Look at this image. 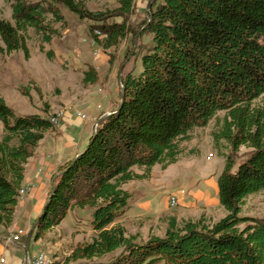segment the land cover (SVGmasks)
<instances>
[{
  "label": "trees",
  "instance_id": "obj_1",
  "mask_svg": "<svg viewBox=\"0 0 264 264\" xmlns=\"http://www.w3.org/2000/svg\"><path fill=\"white\" fill-rule=\"evenodd\" d=\"M6 1L13 21L0 18V55H28L31 30L50 43L60 34L55 24L67 22L62 7L98 21L95 36H104L106 49L116 46L132 33L137 0H117L111 14L89 9L85 0ZM144 25L151 40L141 69L121 77L118 104L101 117L84 149L59 167L33 237L60 225L71 209L90 207L95 235L68 261L118 252L93 264H264V217L242 210L250 195L264 191V0H155ZM97 80L91 66L84 82ZM214 118L215 145L226 159L218 186L227 214L213 223L173 218L163 236L145 240L128 234L116 223L132 198L124 184L150 177L155 165L176 163L182 143ZM0 119V224L10 226L26 164L56 125L48 116L17 113L1 94ZM242 146L251 151L237 163L232 153Z\"/></svg>",
  "mask_w": 264,
  "mask_h": 264
},
{
  "label": "rangeland",
  "instance_id": "obj_2",
  "mask_svg": "<svg viewBox=\"0 0 264 264\" xmlns=\"http://www.w3.org/2000/svg\"><path fill=\"white\" fill-rule=\"evenodd\" d=\"M153 1L135 2L129 17L132 33L108 49L101 42L104 36L97 38L92 29L100 24L98 21L80 18L62 7L67 22L55 24L60 34L50 43L43 42L42 36L31 30L27 42L28 55L23 50L0 55V94L19 114L38 113L50 118L59 111H67L78 117L76 112L81 111L87 115L84 121L89 122L88 118L97 115V123L107 114L111 100H115L114 107L120 101V77L129 71L138 72L141 69V54L151 40V34L145 31L144 21L148 18ZM85 2L89 9L107 11L109 14L114 13L113 10L119 5L117 0ZM0 18L13 21L11 2L0 0ZM116 18L121 19L110 16L109 20ZM48 52H52L53 57ZM91 66L96 68L98 80L85 83V71ZM218 115L221 117L223 112ZM65 123L70 127L69 122ZM217 123L214 118L206 126L195 128L191 138L182 143L183 153L176 163L167 168L155 165L150 177L124 184L132 198L128 209L116 223L124 226L128 234L138 235L139 239L145 240L150 235L163 236L173 218L179 224L200 218L213 223L227 214L219 200L218 179L226 159L219 154L215 145ZM83 130L82 137L88 141L90 130L91 133L93 130L89 126ZM3 131L4 125L0 119V137ZM56 135L59 137V132ZM47 138V142H54L52 135L48 134ZM57 140L63 147L62 139L59 137ZM225 151L231 152L230 149ZM250 151L251 148L242 146L232 155L240 163ZM172 196L179 200L176 207L170 206ZM242 210L245 215L264 217V191L250 195ZM93 211L90 207L71 209L60 225L45 232L37 243L33 239L30 256L42 250L51 264L56 261L61 264H93L117 255L118 252H115L100 259L68 261L79 244L93 239ZM24 216L25 213L21 215L22 218ZM28 264H31L29 260Z\"/></svg>",
  "mask_w": 264,
  "mask_h": 264
},
{
  "label": "crops",
  "instance_id": "obj_3",
  "mask_svg": "<svg viewBox=\"0 0 264 264\" xmlns=\"http://www.w3.org/2000/svg\"><path fill=\"white\" fill-rule=\"evenodd\" d=\"M114 105L115 100L114 102L111 100L109 109L106 110L107 114L112 111ZM88 119L89 122L76 117L71 112L66 113L55 129L46 132L45 137L36 148L35 154L27 162L23 187H30V189L26 196L19 198L12 225L0 224V264H28L26 244L28 234L33 228V220L44 207L59 167L72 160L88 143L87 139L82 137V131L85 126H89L93 130L97 115ZM65 122H69L70 127ZM58 132L62 139L61 142L63 141V147L57 140ZM48 134L54 137L52 144L50 141L47 142ZM24 213L25 216L22 218L21 215ZM19 229H23L25 235L20 240H15L13 237ZM33 239L32 236L28 245L29 256L32 245L38 242L35 239V242L32 243Z\"/></svg>",
  "mask_w": 264,
  "mask_h": 264
},
{
  "label": "built area",
  "instance_id": "obj_4",
  "mask_svg": "<svg viewBox=\"0 0 264 264\" xmlns=\"http://www.w3.org/2000/svg\"><path fill=\"white\" fill-rule=\"evenodd\" d=\"M99 31H101V30H99ZM98 107L102 108L101 105H99ZM66 112H65V114H66ZM76 115L78 117H80L82 120H86L87 119V115L85 113L81 112V111H77ZM50 118H51L52 122H59L62 119V117H56V115H53ZM29 189H30V187L28 188V191H29ZM178 203H179V200H178L177 197L172 196L170 198V206L171 207H176L178 205ZM23 235H25L24 230L23 229H19V230H17V232H15V235H14L13 238L15 240H20ZM30 263L31 264H44V261L41 259L40 253H36L30 258Z\"/></svg>",
  "mask_w": 264,
  "mask_h": 264
},
{
  "label": "bare ground",
  "instance_id": "obj_5",
  "mask_svg": "<svg viewBox=\"0 0 264 264\" xmlns=\"http://www.w3.org/2000/svg\"><path fill=\"white\" fill-rule=\"evenodd\" d=\"M64 114H65L64 111H59V112L55 113L56 117H63ZM49 119L51 120V118H49ZM58 123L59 122H53V124H58ZM27 193H28V188H26V187L20 188V191H19L20 197L25 196ZM38 253H40L41 259L44 261V264H51V261H50L48 255L44 251L40 250ZM31 257L32 256H29V258H28L29 261H30Z\"/></svg>",
  "mask_w": 264,
  "mask_h": 264
},
{
  "label": "water",
  "instance_id": "obj_6",
  "mask_svg": "<svg viewBox=\"0 0 264 264\" xmlns=\"http://www.w3.org/2000/svg\"><path fill=\"white\" fill-rule=\"evenodd\" d=\"M120 85H121V87H123V84H122V81H121V77H120ZM123 100V99H122ZM111 112H109L108 114H110ZM101 119V118H100ZM98 123H99V120H98V122L95 124V126H94V128H93V132L94 131H96V128H97V125H98ZM54 183V182H53ZM34 235V227L31 229V231L29 232V234H28V239H27V244H26V248H27V261H28V258H29V251H28V245H29V242H30V240H31V238H32V236Z\"/></svg>",
  "mask_w": 264,
  "mask_h": 264
}]
</instances>
